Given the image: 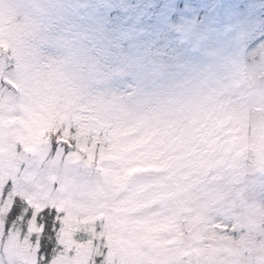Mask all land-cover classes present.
<instances>
[{
  "label": "rangeland",
  "instance_id": "1",
  "mask_svg": "<svg viewBox=\"0 0 264 264\" xmlns=\"http://www.w3.org/2000/svg\"><path fill=\"white\" fill-rule=\"evenodd\" d=\"M263 35L264 0H0V264H43L15 195L66 209L44 264H264Z\"/></svg>",
  "mask_w": 264,
  "mask_h": 264
},
{
  "label": "trees",
  "instance_id": "2",
  "mask_svg": "<svg viewBox=\"0 0 264 264\" xmlns=\"http://www.w3.org/2000/svg\"><path fill=\"white\" fill-rule=\"evenodd\" d=\"M12 15L15 19H24L29 15V12L27 11V8L25 9L22 7L11 14V16ZM261 47H264V35L261 39H254L249 43L245 51L246 60L251 62L258 59V56L261 53ZM46 53V55H48L50 50H47ZM233 99L238 101L240 97L234 96ZM134 126L135 125H132V127ZM51 128L53 129V132L50 134L51 152L49 157L52 156L58 146L64 147L65 151H69L70 148L74 149L76 146H82L86 139L88 142H91L92 140L95 141L96 145L95 148H93L94 151L92 153L95 157L99 155L101 148L99 147V144L101 142L96 138L95 131L89 135H86L85 133L76 135V125L74 123H70V125L66 126V123L60 122L57 117H55L54 124H51ZM111 145L105 144L102 147L108 148ZM86 148L85 152H88V150L90 151V148ZM159 149H161L159 146H153V154L149 156V159L154 157V151L155 156L158 157L160 155ZM15 196L13 197V203L10 210L6 213L7 215L5 214L4 216V226L7 230L15 228L22 236L27 237L33 242H37L39 244V260L43 264L47 263L53 258L57 251L56 238L59 230H61V224L66 218V209L58 204L52 203H47L42 209H39L36 208L35 204L30 200H26L25 198L21 200L18 196ZM26 205L29 206L28 210L24 209ZM53 216L55 217L54 219ZM33 219L35 226L34 228H29V224ZM220 224L221 228L218 229L220 233L223 230H227L234 236L240 234L237 226L232 222L228 221L226 224Z\"/></svg>",
  "mask_w": 264,
  "mask_h": 264
},
{
  "label": "snow or ice",
  "instance_id": "3",
  "mask_svg": "<svg viewBox=\"0 0 264 264\" xmlns=\"http://www.w3.org/2000/svg\"><path fill=\"white\" fill-rule=\"evenodd\" d=\"M5 199L7 198V196L5 195V197H4ZM55 217L53 216V219H54Z\"/></svg>",
  "mask_w": 264,
  "mask_h": 264
},
{
  "label": "clouds",
  "instance_id": "4",
  "mask_svg": "<svg viewBox=\"0 0 264 264\" xmlns=\"http://www.w3.org/2000/svg\"><path fill=\"white\" fill-rule=\"evenodd\" d=\"M37 8H38V10H39V6L37 5Z\"/></svg>",
  "mask_w": 264,
  "mask_h": 264
}]
</instances>
